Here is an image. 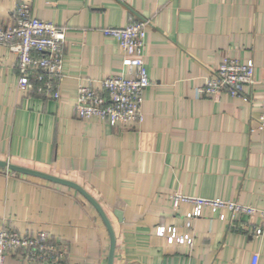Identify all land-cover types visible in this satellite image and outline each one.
Masks as SVG:
<instances>
[{
  "label": "crops",
  "instance_id": "0c3cea01",
  "mask_svg": "<svg viewBox=\"0 0 264 264\" xmlns=\"http://www.w3.org/2000/svg\"><path fill=\"white\" fill-rule=\"evenodd\" d=\"M18 3L65 28L60 97L18 84L14 55L0 44V160L69 180L93 197L115 238L112 264H264L257 216L205 207L185 227L190 204L171 194L264 208V0H0V24ZM148 20L144 61L150 80L140 124L111 126L74 112L77 87L100 90L107 74L127 76L118 41L101 32ZM224 56L254 63L244 97L201 96ZM225 219L221 220L220 215ZM0 226L46 231L67 247L65 264H107L109 234L76 189L0 167ZM189 232L167 242L159 227ZM5 264H32L10 250ZM36 264H42L37 262Z\"/></svg>",
  "mask_w": 264,
  "mask_h": 264
},
{
  "label": "built area",
  "instance_id": "2783aa9c",
  "mask_svg": "<svg viewBox=\"0 0 264 264\" xmlns=\"http://www.w3.org/2000/svg\"><path fill=\"white\" fill-rule=\"evenodd\" d=\"M148 20H134L122 27H104L105 36L115 38L121 50V63L127 69V76L107 74L100 80V90L90 84L77 87L74 112L77 118L87 120L97 117L111 126L140 124L142 121L141 105L143 92L150 80L144 61L146 29ZM65 28L53 22L34 17L31 7L18 3L14 9L13 22L9 26L0 24V44L14 55L18 71V84L29 91H37L46 98L58 99V81L62 76L63 43ZM254 82V63L252 60L241 62L237 58L224 56L217 68L206 78L203 86L197 88L201 96H218L225 93L233 97H244V89ZM256 131L264 130V98L262 110L257 119ZM172 206L177 208L185 203L192 208L185 214V227L191 228L194 218L201 215L202 209H224L231 216H257L259 223L255 234L264 231V208L226 201L219 198L188 196L175 192L170 196ZM220 219H225L221 214ZM163 236L167 233V242L191 245L192 235L187 232L176 234L175 228L159 227L156 232ZM23 250L24 257L32 264H65L67 247L57 243L46 231L35 234L18 232L0 226V264H5L10 250ZM254 255L251 264H257Z\"/></svg>",
  "mask_w": 264,
  "mask_h": 264
},
{
  "label": "water",
  "instance_id": "95a60500",
  "mask_svg": "<svg viewBox=\"0 0 264 264\" xmlns=\"http://www.w3.org/2000/svg\"><path fill=\"white\" fill-rule=\"evenodd\" d=\"M0 167L4 168L6 170L15 171V172L24 173V174H29V175L41 177V178H44V179H47V180H50L53 182H57L60 184H65V185L71 186L72 188H74L78 192H80L90 202V204L95 208V210L97 211L99 217L101 218L102 222L104 223V225L108 231L110 243H109L107 264L113 263L115 238H114V232H113L112 226H111L106 214L102 210L101 206L98 204V202L93 197H91L85 190H83L76 183L71 182L69 180L62 179V178H59L56 176H52V175H49V174H46V173H43V172H40L37 170L24 168V167L15 165L9 161H6V160H0Z\"/></svg>",
  "mask_w": 264,
  "mask_h": 264
}]
</instances>
